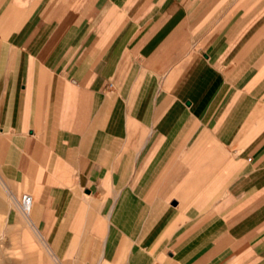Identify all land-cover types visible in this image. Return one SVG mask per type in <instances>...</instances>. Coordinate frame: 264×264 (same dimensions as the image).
I'll return each mask as SVG.
<instances>
[{
  "label": "crops",
  "instance_id": "1",
  "mask_svg": "<svg viewBox=\"0 0 264 264\" xmlns=\"http://www.w3.org/2000/svg\"><path fill=\"white\" fill-rule=\"evenodd\" d=\"M0 180L59 264H264V0H0Z\"/></svg>",
  "mask_w": 264,
  "mask_h": 264
},
{
  "label": "rangeland",
  "instance_id": "2",
  "mask_svg": "<svg viewBox=\"0 0 264 264\" xmlns=\"http://www.w3.org/2000/svg\"><path fill=\"white\" fill-rule=\"evenodd\" d=\"M0 264H59L1 180Z\"/></svg>",
  "mask_w": 264,
  "mask_h": 264
},
{
  "label": "built area",
  "instance_id": "3",
  "mask_svg": "<svg viewBox=\"0 0 264 264\" xmlns=\"http://www.w3.org/2000/svg\"><path fill=\"white\" fill-rule=\"evenodd\" d=\"M34 203L33 195L30 193H24L18 200L19 208L24 214H29Z\"/></svg>",
  "mask_w": 264,
  "mask_h": 264
}]
</instances>
